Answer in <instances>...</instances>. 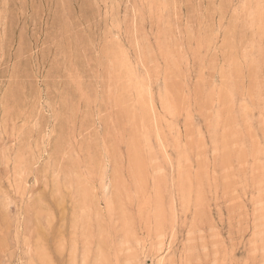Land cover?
Segmentation results:
<instances>
[{
	"label": "rangeland",
	"instance_id": "rangeland-1",
	"mask_svg": "<svg viewBox=\"0 0 264 264\" xmlns=\"http://www.w3.org/2000/svg\"><path fill=\"white\" fill-rule=\"evenodd\" d=\"M0 264H264V0H0Z\"/></svg>",
	"mask_w": 264,
	"mask_h": 264
}]
</instances>
